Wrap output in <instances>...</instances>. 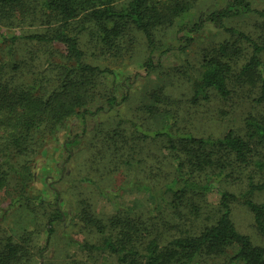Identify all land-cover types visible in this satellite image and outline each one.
I'll return each mask as SVG.
<instances>
[{"label": "rangeland", "instance_id": "obj_1", "mask_svg": "<svg viewBox=\"0 0 264 264\" xmlns=\"http://www.w3.org/2000/svg\"><path fill=\"white\" fill-rule=\"evenodd\" d=\"M150 1L165 15V23L151 31L153 57L160 60L155 71L144 73L150 48L143 34L124 27L121 38L108 40L113 26L95 23L89 6L80 7L65 34L77 39L84 64L109 70L112 76L79 74L78 83L86 91L83 104L55 126L30 124L29 134L25 125L9 123L22 109L18 97H46L57 86L56 68L73 63L65 46L26 39L50 37L59 30V17L45 0L0 5V163L8 161L0 168V253L7 256L11 247L20 249L19 259L9 264H122L102 248L106 238L116 242L138 230L145 241L157 239L163 247L216 222V193H187L176 200L167 191L176 157L185 160V153L181 147L172 152L165 136L148 134L171 124L168 131L174 139L189 134L217 140L229 131L243 136L249 116L264 125L259 81L249 84L236 78L252 53L238 34L264 45V19L244 15L228 20L225 27L233 33L211 25L192 32L200 17L231 0ZM127 2L115 0V5L125 8ZM250 2L264 9V0ZM13 37L18 40L11 43ZM225 44L240 52L232 60L230 95L222 98L214 90L196 95L203 57ZM125 95L121 104H107ZM75 137L69 156L68 142ZM23 140L30 148L20 152L16 144ZM9 164L14 172L8 171ZM255 170L230 163L222 172L207 170L196 179L205 182L214 176L222 189L239 195L247 190L249 178L259 179ZM252 200L264 204V191ZM230 218L238 233L264 251V232L245 205L232 203ZM49 222L53 233L47 239ZM233 252L228 249L224 258ZM224 258L204 257L196 264H223Z\"/></svg>", "mask_w": 264, "mask_h": 264}, {"label": "trees", "instance_id": "obj_2", "mask_svg": "<svg viewBox=\"0 0 264 264\" xmlns=\"http://www.w3.org/2000/svg\"><path fill=\"white\" fill-rule=\"evenodd\" d=\"M21 0H0V5L14 6ZM77 2V3H76ZM46 7L56 13L60 20L59 30L50 37L30 36L26 39L47 44H59L66 48V54L72 66L56 68L58 76L57 86L48 93L46 97L33 98L29 94H21L18 98L22 103V109L15 119H10L13 125H25L27 127L36 123L39 126L52 127L62 123L65 119L74 114V110L83 104L85 86L78 83L79 74L87 76H112L109 70H101L97 67L86 65L82 62L84 53L80 50L75 37L66 36L65 32L69 23L76 18L80 7L89 6V18L102 26L112 25L108 30L106 39H119L123 36L124 27H131L144 35L150 48L143 69L146 76L151 75L160 60L153 57V40L151 31L153 28L165 23V15L150 0H128L125 8H117L115 0H45ZM181 9V7L179 8ZM179 9L174 8L177 12ZM244 15H253L264 19V9L253 8L250 0H231L223 8L215 10L210 14L200 17L192 26L190 31L200 32L206 25L216 29L233 33L225 27V22ZM121 25V26H119ZM252 50L250 58L241 67L236 75L242 83H260V96L258 102L264 100V45H259L243 34H238ZM2 36H0L1 38ZM4 39V38H3ZM17 37L11 38V43L17 41ZM189 44V43H188ZM186 47V46H185ZM184 47V48H185ZM184 50V49H182ZM239 50L232 44H225L213 51L212 55H206L202 59V75L197 85L196 95L205 90H214L220 97L227 98L230 95L229 84L232 79V60L239 56ZM115 83V82H114ZM116 86L113 84L112 86ZM117 87H121L117 84ZM115 98L108 100L107 104L113 106L121 104ZM101 109L99 108L98 111ZM0 125L3 127V116L0 117ZM167 125L161 131L148 134L153 137L165 136L168 148L178 151L181 147L185 153V160L176 157L175 177L168 186L167 191L174 199L182 200L187 193H208L210 191L219 196L218 218L214 225L202 230L196 236H181L170 240L163 247L157 239L145 241L139 231H135L134 237L117 240L108 237L104 240L102 248L117 257L122 264H196L201 258L220 256L224 258L228 249L234 250L233 254L225 257L223 264H264L263 249L252 245L250 239L238 233L234 227L230 215L231 204L241 202L253 214L254 223L257 229L264 232V204H257L252 196L257 192L264 191V125L255 118L249 116L245 119L246 132L243 136L233 131L227 132L221 139H198L189 134L179 135L176 139L169 133ZM30 128L26 130L29 134ZM70 140L67 146L68 155H71L69 146L74 144ZM14 141H19L17 138ZM16 142V143H17ZM12 143H14L12 141ZM28 140L16 144L20 152L28 151L30 144ZM27 145V146H26ZM0 163V168L4 165ZM12 162V160H11ZM242 164L247 168L256 169L258 172L257 182L249 178L247 190L239 195H234L221 188L220 183L214 176L205 182H198L201 173L207 170H219L222 172L226 164ZM253 166V167H252ZM8 171L13 169L9 164ZM3 169H0V172ZM256 173H254L255 175ZM1 176V175H0ZM261 176V177H260ZM3 178L0 177V186ZM49 222L47 239L52 235ZM143 247V248H142ZM142 248V250H140ZM46 250V246L40 253ZM20 249H11L7 256L0 253V264H7L19 259Z\"/></svg>", "mask_w": 264, "mask_h": 264}]
</instances>
